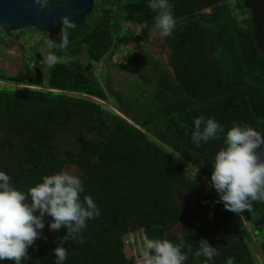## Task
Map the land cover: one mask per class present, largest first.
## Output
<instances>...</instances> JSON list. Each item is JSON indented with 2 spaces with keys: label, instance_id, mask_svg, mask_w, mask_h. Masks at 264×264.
Listing matches in <instances>:
<instances>
[{
  "label": "trees",
  "instance_id": "obj_1",
  "mask_svg": "<svg viewBox=\"0 0 264 264\" xmlns=\"http://www.w3.org/2000/svg\"><path fill=\"white\" fill-rule=\"evenodd\" d=\"M242 1L170 0L176 27L163 38L170 67L136 50L119 63L144 80L146 73L154 76L149 102L127 103L109 75L103 87L87 64L111 56L124 40L120 19L108 15L92 25L88 15L68 29V46L56 43L53 52L60 60L48 70L34 63L15 75L0 73L1 80L34 87L0 89V169L27 191L43 175L75 165L84 185L81 197L90 194L99 208L76 238L66 226L51 229L45 214V226L21 264H55L53 250L61 244L68 249L64 264H142L124 240L128 233L181 244L184 264L207 261L201 238L217 251L208 264L254 262L252 238L238 213L217 202L219 193L187 167L210 180L213 157L223 144L222 138L193 142L195 116H214L225 128L240 123L264 130V54L255 43L251 16L240 24L233 12L250 13ZM118 9L124 21L141 25L137 34L128 28L132 36L126 37L143 42L155 15L147 0L120 1ZM83 45L84 60L76 58ZM109 94L126 118L96 101H108ZM70 130L75 151L62 157L59 140ZM179 191L194 204L184 213L175 199ZM250 204L264 212V201ZM176 221L180 232L167 235ZM259 250L264 259V240Z\"/></svg>",
  "mask_w": 264,
  "mask_h": 264
},
{
  "label": "clouds",
  "instance_id": "obj_2",
  "mask_svg": "<svg viewBox=\"0 0 264 264\" xmlns=\"http://www.w3.org/2000/svg\"><path fill=\"white\" fill-rule=\"evenodd\" d=\"M35 2L43 8L49 0ZM147 5L155 12L152 28L161 37L171 35L176 27V18L170 0H147ZM61 25L57 46L65 48L69 43L68 29L72 27V21L68 16H62ZM44 59L50 67L58 62L53 51H49ZM193 128L191 139L195 143L222 138L223 144L215 152L210 174L211 184L219 193L217 202L240 214L249 207L251 200L264 201V151H258L264 148V133L240 123L225 128L214 116L203 114L193 118ZM83 192L81 177L69 171L45 174L24 191L14 186L11 176L0 169V264L5 260L21 264L29 246L40 235L39 230L45 226V214L51 217V229L66 226L69 234L78 237L86 222L99 215L92 196L89 194L82 198ZM199 249L207 257L205 264L217 254L206 238H201ZM53 251L55 264H64L68 249L61 244ZM257 256L263 259L261 254ZM139 258L142 264H184L187 255L181 251V244L167 238H150L145 233L139 246Z\"/></svg>",
  "mask_w": 264,
  "mask_h": 264
},
{
  "label": "rangeland",
  "instance_id": "obj_3",
  "mask_svg": "<svg viewBox=\"0 0 264 264\" xmlns=\"http://www.w3.org/2000/svg\"><path fill=\"white\" fill-rule=\"evenodd\" d=\"M120 1L125 0H94L93 10L90 14L91 16L88 19L90 25L97 23L99 20L105 17V15H108L114 20L120 19L122 27L120 36L124 37V40L119 42L118 47L115 49L111 56L106 55L98 63L94 61H88L87 63H90L92 65L93 72L99 78V81L103 85V87H105L107 76L109 75L111 77L112 85L115 89L121 92L122 98L127 103H129V101L133 102L134 99L140 98L139 103L142 104L143 102H145V100L148 102L150 100L147 99L146 92L150 90L151 85L149 82L153 81L154 76L152 74L146 73V80H144L139 77L138 73H129L122 70L119 67V63L125 61L127 56H130L133 51L136 50L142 53H148L154 58L160 59L165 66L170 67L168 60L169 50L163 41L164 37H161L159 33L154 29L150 31L149 36L141 43H137V41H135V38L133 37L128 39L126 36H132L128 32V28L132 29L134 33L137 34L141 30V25L126 22L121 18V12L120 9H118ZM241 4L245 5V0H243ZM232 5L236 7L235 2L232 3ZM106 9L111 10V12H107L105 14ZM207 11H209V9H207ZM233 12L237 15L240 24H243L242 19L250 16V13L241 14L240 12H238L237 8H235ZM51 39L52 36L48 37V35H45L44 32L41 33L32 27L12 30L10 32H5L4 30L0 29V73L4 75H15L23 71L26 65L32 67L34 63L38 65L40 70H48L50 66L45 61L44 57L49 51H53L55 42ZM76 58H80L83 60L85 59L84 45L82 48V52L78 56H76ZM58 60H60L59 57ZM18 86L34 88L31 85H20L0 79L1 90L6 89V87L12 89V87ZM40 89L49 90L48 88L44 87H41ZM108 98V101H96L126 118L122 113L118 111L117 106L115 105L114 97L109 94ZM73 132L74 131L70 130L66 134V136H62V138H60L59 140L62 157L72 155L75 151L73 146ZM164 147L167 150L173 152L172 149H170L166 145H164ZM187 167L193 174V176L202 179L215 190V188L211 184V181L208 178L202 176L196 168H194L190 164H187ZM62 170L79 175V170L75 165H65ZM175 199L180 203L182 213L190 210L194 206L193 201L187 195H185L184 191H179L178 193H176ZM238 215L240 216L242 223L246 225L245 220L241 217L242 214L238 213ZM180 229V222L176 221L168 227L166 234L169 235L178 233L180 232ZM247 231L250 233L252 238L249 243L250 249L253 253L254 259H257V255L261 254L259 250V244L264 240V225L258 230L253 231L251 228H248Z\"/></svg>",
  "mask_w": 264,
  "mask_h": 264
},
{
  "label": "water",
  "instance_id": "obj_4",
  "mask_svg": "<svg viewBox=\"0 0 264 264\" xmlns=\"http://www.w3.org/2000/svg\"><path fill=\"white\" fill-rule=\"evenodd\" d=\"M93 3L94 0H49L42 8L35 0H0V29L10 32L32 27L51 37L61 33L62 16H68L72 26L82 24L92 13ZM245 6L249 9L254 24L255 43L259 52L264 54V0H245ZM203 12L206 13L207 10ZM259 131L264 133V130ZM258 151H264V148ZM243 213L249 216V207ZM263 224L264 215H261L257 225Z\"/></svg>",
  "mask_w": 264,
  "mask_h": 264
},
{
  "label": "flooded vegetation",
  "instance_id": "obj_5",
  "mask_svg": "<svg viewBox=\"0 0 264 264\" xmlns=\"http://www.w3.org/2000/svg\"><path fill=\"white\" fill-rule=\"evenodd\" d=\"M51 40H53L55 42V44H54V46H55L56 43L60 41V33L54 34V36H52ZM87 64L91 65L90 63H87ZM249 213H250L249 216H246L243 212L241 213L242 214L241 217L245 220V223H246V225L243 224L244 227L247 230H248V228H251L253 231L254 230H258L259 228H262L264 224L258 226L257 223H258V220H259L260 216L264 215V212L263 213L262 212L261 213H257V211L251 209V204H250L249 205Z\"/></svg>",
  "mask_w": 264,
  "mask_h": 264
},
{
  "label": "built area",
  "instance_id": "obj_6",
  "mask_svg": "<svg viewBox=\"0 0 264 264\" xmlns=\"http://www.w3.org/2000/svg\"><path fill=\"white\" fill-rule=\"evenodd\" d=\"M143 235H144L143 233H141V234H139V233L138 234L128 233L124 237L125 242L130 247L131 253L134 255L135 259L138 260V261H142L139 258V246H140V242L142 240V236ZM248 264H264V261H263L262 258L261 259L257 258V259H254V262H250Z\"/></svg>",
  "mask_w": 264,
  "mask_h": 264
}]
</instances>
